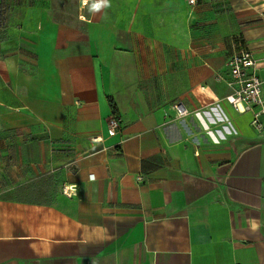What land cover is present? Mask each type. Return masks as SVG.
Wrapping results in <instances>:
<instances>
[{
    "label": "crops",
    "instance_id": "1",
    "mask_svg": "<svg viewBox=\"0 0 264 264\" xmlns=\"http://www.w3.org/2000/svg\"><path fill=\"white\" fill-rule=\"evenodd\" d=\"M245 47L264 0H0V264H264Z\"/></svg>",
    "mask_w": 264,
    "mask_h": 264
},
{
    "label": "built area",
    "instance_id": "2",
    "mask_svg": "<svg viewBox=\"0 0 264 264\" xmlns=\"http://www.w3.org/2000/svg\"><path fill=\"white\" fill-rule=\"evenodd\" d=\"M192 5L197 0H188ZM229 72L231 74L230 84L234 86L233 93L226 96V99L235 105L240 112L251 111L253 113L252 124L257 131H262L264 125L262 116L264 115V76L257 75L254 71L256 66V58L251 50L242 48L236 50L227 62ZM173 108L177 111L179 117H185L188 114V108L183 101H177L173 104ZM122 127V118L119 114H113L109 118L108 132L110 136H115ZM76 185H69L63 188L66 195L71 196L77 193Z\"/></svg>",
    "mask_w": 264,
    "mask_h": 264
},
{
    "label": "trees",
    "instance_id": "3",
    "mask_svg": "<svg viewBox=\"0 0 264 264\" xmlns=\"http://www.w3.org/2000/svg\"><path fill=\"white\" fill-rule=\"evenodd\" d=\"M109 100H110L109 102H110V106L112 108L113 114H117L118 112H117V108H116V105H115L114 101L111 100V98H109Z\"/></svg>",
    "mask_w": 264,
    "mask_h": 264
},
{
    "label": "clouds",
    "instance_id": "4",
    "mask_svg": "<svg viewBox=\"0 0 264 264\" xmlns=\"http://www.w3.org/2000/svg\"><path fill=\"white\" fill-rule=\"evenodd\" d=\"M104 2L106 3V0H104ZM101 5L98 3V4H94L93 5V9H99ZM253 227H255V225H253Z\"/></svg>",
    "mask_w": 264,
    "mask_h": 264
}]
</instances>
